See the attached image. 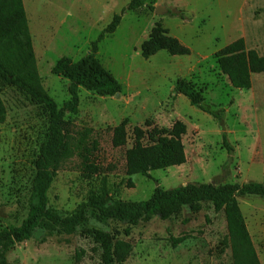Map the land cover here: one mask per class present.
I'll list each match as a JSON object with an SVG mask.
<instances>
[{
	"label": "rangeland",
	"instance_id": "rangeland-1",
	"mask_svg": "<svg viewBox=\"0 0 264 264\" xmlns=\"http://www.w3.org/2000/svg\"><path fill=\"white\" fill-rule=\"evenodd\" d=\"M131 0H24L39 75L51 98L61 107L69 100L68 81L52 73L63 57L77 61L91 53L92 43L122 17L116 32L100 44L97 57L122 86L119 96L102 97L81 89L80 113L68 117L74 126L94 130L100 149L94 157L99 172L88 176L73 164L58 173L49 191V206L61 215L73 213L90 194L109 192L113 202H140L156 188L188 184H264V73L252 75V88L238 90L220 70L216 53L244 39L248 51L264 56V0H145L141 11H128ZM161 7L164 12L158 13ZM156 23L188 47V56L161 51L146 60L141 45ZM180 79L193 84L205 105L220 112L222 124L174 95ZM5 107L0 121V229L17 227L28 214L35 161L47 140L44 109L8 86L0 85ZM128 122V144L114 148L113 130ZM187 127L183 137L186 163L149 173H126V151L135 127L151 122L171 129ZM226 141L231 151L225 146ZM261 264H264V198L239 197ZM88 222L70 236L37 231L7 255L8 264H100L98 245L89 230L119 234L132 246L122 264H233L226 218L210 203L199 213L188 208L170 220L141 222L131 235L125 224L100 221L88 210ZM187 239L173 247L171 238ZM44 239V240H43Z\"/></svg>",
	"mask_w": 264,
	"mask_h": 264
},
{
	"label": "trees",
	"instance_id": "trees-1",
	"mask_svg": "<svg viewBox=\"0 0 264 264\" xmlns=\"http://www.w3.org/2000/svg\"><path fill=\"white\" fill-rule=\"evenodd\" d=\"M145 0H131L128 11H141ZM122 17L114 16L112 22L92 43L91 53L74 61L63 57L57 61L52 73L68 81L69 100L61 107L51 98L39 75L33 39L29 28L24 0H0V85L16 89L30 102L42 107L48 116L47 140L41 145L35 161L28 214L20 226L0 229V264L7 263V255L16 245L29 241L37 231L70 236L88 222V210H93L103 222H116L127 227L128 237L134 227L155 217L166 221L178 216L184 208L196 214L203 204L210 203L216 212L226 218L228 239L233 264H261L252 236L238 203L239 197L264 198V184L250 182L225 185L188 184L170 190L156 188L145 201L113 202L109 192L92 193L88 200L68 215H61L49 206V191L58 173L73 164L76 170L88 176L99 172L94 157L100 149L97 134L90 128L73 125L68 117L80 113L81 89L102 97H114L122 86L97 57L99 44L116 32ZM161 51L171 56H188L191 51L169 31L156 23L149 37L141 45V55L148 60ZM217 64L234 89L250 90L252 75L264 73V56L246 49L244 39H239L216 53ZM174 95L188 98L192 106L211 115L222 124L220 112L205 105L202 93L190 82H176ZM5 107L0 101V121L4 120ZM147 129L135 127L132 147L126 151V173L129 176L149 177L150 172L166 170L186 163L183 137L187 133L184 123L178 121L171 129H160L147 122ZM128 122L113 130L114 148L128 144ZM225 146L232 150L226 141ZM100 251V264H122L132 251V246L119 238V234L103 230H89ZM187 238H171L177 247ZM44 240V239H43Z\"/></svg>",
	"mask_w": 264,
	"mask_h": 264
},
{
	"label": "water",
	"instance_id": "water-1",
	"mask_svg": "<svg viewBox=\"0 0 264 264\" xmlns=\"http://www.w3.org/2000/svg\"><path fill=\"white\" fill-rule=\"evenodd\" d=\"M162 12H164V11L162 10L161 7H159V8H158V13L161 14ZM116 96H119V94H117Z\"/></svg>",
	"mask_w": 264,
	"mask_h": 264
}]
</instances>
